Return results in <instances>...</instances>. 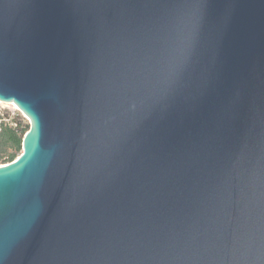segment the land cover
I'll return each mask as SVG.
<instances>
[{
    "label": "water",
    "instance_id": "water-1",
    "mask_svg": "<svg viewBox=\"0 0 264 264\" xmlns=\"http://www.w3.org/2000/svg\"><path fill=\"white\" fill-rule=\"evenodd\" d=\"M0 264H264V0H0Z\"/></svg>",
    "mask_w": 264,
    "mask_h": 264
},
{
    "label": "trees",
    "instance_id": "trees-1",
    "mask_svg": "<svg viewBox=\"0 0 264 264\" xmlns=\"http://www.w3.org/2000/svg\"><path fill=\"white\" fill-rule=\"evenodd\" d=\"M29 125L20 114L0 115V165L13 162L22 152V139Z\"/></svg>",
    "mask_w": 264,
    "mask_h": 264
},
{
    "label": "rangeland",
    "instance_id": "rangeland-1",
    "mask_svg": "<svg viewBox=\"0 0 264 264\" xmlns=\"http://www.w3.org/2000/svg\"><path fill=\"white\" fill-rule=\"evenodd\" d=\"M17 114H20L24 122L29 125L27 119L17 110L15 106L10 104H3L0 102V115L3 116L9 115L11 117H15Z\"/></svg>",
    "mask_w": 264,
    "mask_h": 264
},
{
    "label": "bare ground",
    "instance_id": "bare-ground-1",
    "mask_svg": "<svg viewBox=\"0 0 264 264\" xmlns=\"http://www.w3.org/2000/svg\"><path fill=\"white\" fill-rule=\"evenodd\" d=\"M11 105V104H10ZM13 105V104H12ZM14 106V105H13Z\"/></svg>",
    "mask_w": 264,
    "mask_h": 264
}]
</instances>
